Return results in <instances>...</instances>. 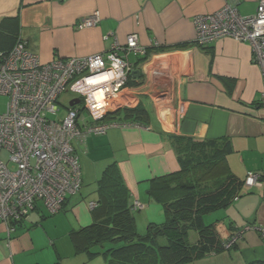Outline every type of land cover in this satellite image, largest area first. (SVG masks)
<instances>
[{"label": "crops", "instance_id": "1", "mask_svg": "<svg viewBox=\"0 0 264 264\" xmlns=\"http://www.w3.org/2000/svg\"><path fill=\"white\" fill-rule=\"evenodd\" d=\"M227 4L242 16H253L258 8L257 0H0V22L18 17L21 39L42 64L104 53L136 35L147 60L129 55L133 73L127 92L134 100L130 108L148 114L137 128L113 129L74 143L83 176L80 194L56 215L44 208L34 212L12 233L0 222V264H109L102 251L94 257L79 252L71 236L94 222L90 205L98 202V181L116 163L131 203L145 206L134 212L136 224L163 223V205L151 197L150 187L154 179L180 170L174 137L229 140L232 153L223 162L225 172L242 180L249 174L263 179L244 188L226 209L205 216L204 223L216 224L222 241L249 225L264 228L261 69L248 43H196L194 18ZM95 12L100 24L79 28ZM117 118L132 122L124 115ZM191 264H264V237L257 230L247 232L236 247Z\"/></svg>", "mask_w": 264, "mask_h": 264}, {"label": "built area", "instance_id": "2", "mask_svg": "<svg viewBox=\"0 0 264 264\" xmlns=\"http://www.w3.org/2000/svg\"><path fill=\"white\" fill-rule=\"evenodd\" d=\"M257 2L253 16H242L227 4L214 14L195 17L193 23L201 47L223 39L250 44L264 83V0ZM100 22V13L95 12L79 28H94ZM131 54L147 56L136 35L104 53L47 64L41 63L23 39L9 54L0 55V97L8 99L0 113V222L9 233L36 208L53 216L69 198L80 194L83 178L75 142L104 136L113 129L139 127L116 117L123 109H133L134 100L127 92L133 73ZM65 93L80 104L69 105L61 116L60 98ZM261 103L264 105V89ZM3 152L9 155L7 163L1 158ZM260 180V175L249 174L245 188H254ZM144 209L135 202V210ZM254 230L264 237L263 227L249 225L235 232L225 249H232Z\"/></svg>", "mask_w": 264, "mask_h": 264}, {"label": "trees", "instance_id": "3", "mask_svg": "<svg viewBox=\"0 0 264 264\" xmlns=\"http://www.w3.org/2000/svg\"><path fill=\"white\" fill-rule=\"evenodd\" d=\"M20 30L18 17L1 20L0 55L14 49L21 40ZM120 115L139 125L148 118L140 108L121 110L116 117ZM173 143L180 170L154 179L150 187L151 197L163 205L165 221L150 224L145 235L138 233L135 203H131L119 167L111 164L98 181V202L91 208L93 224L71 234L79 252L94 257L102 251L109 264H191L226 250L228 240L222 241L217 225H206L203 220L243 195L246 180L223 168L227 155L232 153L231 143L225 139L178 137ZM192 233L198 235L196 242L190 240Z\"/></svg>", "mask_w": 264, "mask_h": 264}, {"label": "rangeland", "instance_id": "4", "mask_svg": "<svg viewBox=\"0 0 264 264\" xmlns=\"http://www.w3.org/2000/svg\"><path fill=\"white\" fill-rule=\"evenodd\" d=\"M74 98L76 97L69 93H65L61 96L60 98V107L62 109L61 116L65 115L66 109L68 108V106L70 105L71 101ZM7 101L8 99L6 97H0V113L5 111ZM1 158L6 163L9 162V155L6 152H3L1 154ZM10 167L13 168L14 167L13 164H10ZM86 189H91V188L87 187ZM147 230H148V224H141V222H139V224L137 223V231L140 235H145L147 233ZM195 234L197 233L191 234V237H190L191 242H193L196 239Z\"/></svg>", "mask_w": 264, "mask_h": 264}, {"label": "water", "instance_id": "5", "mask_svg": "<svg viewBox=\"0 0 264 264\" xmlns=\"http://www.w3.org/2000/svg\"><path fill=\"white\" fill-rule=\"evenodd\" d=\"M136 73H138V72H136ZM79 104H80V100H79V99H76V100H74V101H72V102L70 103V106L73 107V106H75V105H79Z\"/></svg>", "mask_w": 264, "mask_h": 264}]
</instances>
